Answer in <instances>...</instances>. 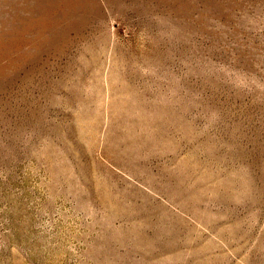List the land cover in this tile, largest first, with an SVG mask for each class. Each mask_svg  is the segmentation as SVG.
I'll use <instances>...</instances> for the list:
<instances>
[{"label":"rangeland","instance_id":"1","mask_svg":"<svg viewBox=\"0 0 264 264\" xmlns=\"http://www.w3.org/2000/svg\"><path fill=\"white\" fill-rule=\"evenodd\" d=\"M0 264H264V0H0Z\"/></svg>","mask_w":264,"mask_h":264}]
</instances>
